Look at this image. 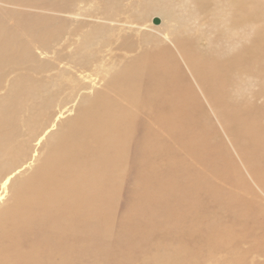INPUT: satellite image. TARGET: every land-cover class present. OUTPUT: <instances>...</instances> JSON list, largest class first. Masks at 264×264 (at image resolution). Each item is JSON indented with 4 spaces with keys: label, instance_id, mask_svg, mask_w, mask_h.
Wrapping results in <instances>:
<instances>
[{
    "label": "rangeland",
    "instance_id": "1",
    "mask_svg": "<svg viewBox=\"0 0 264 264\" xmlns=\"http://www.w3.org/2000/svg\"><path fill=\"white\" fill-rule=\"evenodd\" d=\"M196 1L0 0V184L11 176L14 181L9 183V189L0 193L4 201L0 202V212L7 202L8 205L13 202L15 190L35 167L43 165L44 159L53 152L50 146L55 143V136L64 132L76 118H80L81 123L86 121V100L94 105L105 96L106 99L118 96L119 87L110 83L114 75L121 77L118 71L131 69L134 73L137 70L145 77V71L140 70L146 63L143 53L153 51L156 46L170 47L169 39L175 35L183 41L187 51L202 59L212 60L219 53L218 58L223 57V63L229 66L230 56H241L238 65L229 66L232 82H228V88L225 84L227 91L223 93L227 92L228 100L214 109L210 100H206L209 97L205 94L204 98L203 91L200 94L191 81L183 67L187 62L170 49L185 75L184 81L189 82L196 101L201 103L202 111L189 108L191 111L184 113L186 136L181 141L169 142V153L152 160L150 167L159 171L167 162L183 164L209 176L207 180L215 186L211 191L216 192L217 198L214 202L198 201L194 213L202 226L187 228L188 237L194 234L193 240L199 241V245L184 247L185 252H180L181 243L189 241L182 239L183 234L170 220L165 222L158 218L152 229L145 224L144 232L149 228L146 233L137 227L147 217L133 210L132 206L137 207L134 202L128 203L136 157L135 140L146 123L141 124L143 119L155 121L154 127L160 129L161 116H157L159 120L155 119V114L154 120L151 116L146 118L148 111H142L143 97L136 101L138 110L133 107L131 110L125 101L129 99L130 103L136 93L130 91L124 95L127 96L125 101L122 98V108L112 109L131 118L127 122L131 133L124 142L125 151L119 157L109 154L117 165L112 173L115 177L100 195L88 193L86 209L91 211L86 217L89 220L95 214L96 223H74L71 232L84 229L85 225L86 231L92 233L90 244L95 240L100 244L112 243L118 229L130 224L129 233L138 246L131 247L134 253L130 256L125 251V255L117 258L115 250L124 249L121 243L109 250L104 246V254H97L88 252V242L84 241L87 256L77 264H264V0H202L204 7L199 2L197 7ZM155 18L160 21L158 25L153 24ZM133 64L140 66L139 70ZM236 66L242 71L237 72ZM169 129L164 128L167 132ZM195 137H203L204 150L209 146L211 151L199 156L198 149L196 158L192 149L189 150L196 140L188 142ZM141 160L137 163L140 164L138 172L146 176L148 172L144 171ZM89 161H96V156ZM228 170L231 177H227ZM223 172L225 176L220 174ZM64 176L58 174L57 178ZM148 178L152 179L155 191L149 201L157 203L162 213L172 215V203L164 200L167 183L152 175ZM63 180L70 182L69 178ZM75 184L77 186L78 181ZM69 192L72 191L60 194L65 197ZM82 193L77 190L76 197L79 199ZM96 197L93 206L91 203ZM74 199L72 194L71 201ZM242 214L244 220L240 219ZM108 220L109 224L101 223ZM181 223H190L188 213ZM100 233L102 238L98 237ZM83 243L77 246L79 251L85 252ZM58 257L53 263L64 264Z\"/></svg>",
    "mask_w": 264,
    "mask_h": 264
},
{
    "label": "bare ground",
    "instance_id": "2",
    "mask_svg": "<svg viewBox=\"0 0 264 264\" xmlns=\"http://www.w3.org/2000/svg\"><path fill=\"white\" fill-rule=\"evenodd\" d=\"M198 2L204 7L205 3L202 2V0L196 1L195 5L197 7ZM182 38H184V36ZM169 44L170 47L169 45L156 46L153 51L150 50V52L142 54L145 56L144 59L146 63L144 65L145 68L142 65V69L140 70H143V72L145 71V77L141 76L142 74L144 75V73L137 70L134 73L133 71L132 73L130 72L131 69L129 72L126 70L118 71L119 74H122L120 75L121 77H116L118 75H114L111 79L112 82H110L113 86L119 87L120 91L118 92V96L113 95L109 97V99H106L105 96L104 99L95 101L94 105L91 104L89 100H86L85 108L88 110L84 113L86 121H82L81 123L80 118H76V121L72 124L70 123L69 127H67L64 132L55 136V143L51 146L49 145L51 149L53 148V152L46 157L47 159H44L43 165H39L38 168L35 167L33 173H31L21 187L15 190L12 196V199L14 198L13 202L9 205V202H7L5 208L1 207L3 210L1 209L0 212V264H54L52 260L55 259L56 256H59L58 258L62 259L64 264H77L81 258L83 260L85 259L83 256H87V253L84 248V243L91 239L90 236L92 233L86 231L88 229L85 225V230L82 227L78 231L71 232V230L74 229V223H96L97 218L95 214H92V219L88 220L86 217V215L90 216L91 211L89 208L86 209L89 203V198H87L88 193L94 194L98 192L100 195L102 191H105L106 188L110 186L109 184H111L115 177L112 173L117 165L115 162H112L109 154H112V157H119L123 154V151H125L124 145L127 141L126 137L131 133L129 132L130 129L127 122L128 120L130 121L131 118L125 116L122 112H113L112 109L115 107L122 108L121 103L124 97H127L124 95H127L126 93L130 91L136 94H134V97H132L133 100L130 103L128 102L129 99H124V101L126 100V105H129L128 107H133L134 110L135 108L138 110L136 107L138 104L137 100L143 97L145 101L143 99L144 102H142V104L145 103L143 104L145 109L142 108V111L146 110V113L148 111L146 118L151 116L153 119V114H155V119L158 115L161 116L160 122H158L161 125L158 124L160 129L154 127V124L156 125L155 121H143V119L141 124H144V122L146 123L142 126V129H139V135L135 140L136 157L133 162V176L130 180L128 194L131 198L128 199V203L134 202L137 207L132 206L133 210L140 211L148 219V221L146 219L144 223L137 222V227L144 232L145 224L149 225V228L152 229L158 218L165 222L170 220L172 224H176L177 229L183 234L182 239L189 241L181 243L180 252H185L186 249L184 247L189 249L188 246L194 247L199 245V241L195 242L196 240H193L192 236L194 234H191L190 238L188 237L189 232L187 228L199 229L202 226L197 222L198 216L194 213V208L195 210L198 208L196 203L203 200L214 202L217 198L216 192H212L215 186L212 184V181L207 180L209 176L203 171L185 167L183 164L182 166H178L167 162L164 163L163 168L159 171L150 167V162L152 160L161 158L169 153V142H173L174 140L181 141L183 137L186 136V133L184 134L185 128H183L184 113L188 111L189 108L194 111H202V107H199L201 103L196 101L194 97L195 93L189 82L184 81L185 75L180 65L175 62L172 52L175 51L182 61L187 62L183 67H186L185 70L187 69L186 72L190 76L191 81H193L200 94L201 91H203L201 95L204 96L206 94V96L209 97L208 99L204 96L206 100H210V106L214 109L220 108L223 100L224 102L228 100V96H226L227 92L226 95L223 93H225V90L227 91L225 84L227 83L228 88L230 85L228 82H232L230 79L232 67L229 66L238 65L241 62L239 59L241 56L239 55V58L230 56L232 60L229 66H227L222 61L223 57L220 59L218 58L219 53H217L218 55L215 56L214 59L210 57L212 60L202 59L197 55L194 56V52L191 53L187 51L188 48L184 45L183 41L175 35L174 37H170ZM170 49H173V51L171 52ZM243 56L245 58L244 53ZM138 61L136 60V62ZM139 64L138 62L137 65ZM133 67L135 68L136 66L133 64ZM138 67L140 66L136 68L138 69ZM129 68H131V66ZM234 68H236L237 72L242 71L238 66ZM141 77H144V79H142L143 81ZM85 108H83V112ZM133 108L131 110H133ZM94 109L97 110L95 111ZM223 109L226 111L224 107ZM142 113L144 114L145 111ZM166 114L169 116L165 118L164 115ZM157 120H159V117ZM124 122L126 124H123ZM187 124L189 125L190 123ZM192 124H194V122ZM170 125L171 128L169 129ZM186 127L188 126L186 125ZM164 128L169 129V133L164 130ZM248 133L251 137H254L252 132ZM244 135H247L246 131ZM203 137L191 138L188 141L193 142L196 140L192 144V148H189V150L192 149V154L196 158L204 155L210 150L209 146L206 148V151L204 150L206 143H204L205 139H203ZM54 138L52 141H54ZM185 144L189 145L187 143ZM211 148L213 147L211 146ZM198 149L200 150L199 156L195 152ZM212 153H215V151ZM94 156H96V161H89V158ZM140 160L142 161L140 163L145 165L144 171H147L148 175H152V178L156 177L167 183L168 192L164 200L172 203L174 208V213L172 215L167 216L162 213L157 203L149 201V199L155 195V191L152 189L153 181L152 179L149 180L150 178H148V175L139 174L138 166L140 164L137 165V163H139ZM209 169H211V167H209ZM58 174L65 176L58 179ZM220 174L225 176L226 172ZM227 175V177H231V171H229ZM65 178H69L70 182H65L66 180H63ZM12 179V176L7 177L1 182L0 193L9 189V183L14 182ZM76 181H78L77 186H75ZM77 190L83 192V195L79 199L76 197ZM68 191L72 192H69L65 197L61 195ZM72 194L75 197L73 201H71ZM2 198L0 194V202L3 201ZM96 200L97 197L92 200L91 205L94 206ZM244 201L247 202L246 200ZM228 205L229 204H227V206ZM185 213L189 214L190 223H181ZM240 219H245L243 214ZM101 223L109 224L110 221L108 220ZM129 225L130 224L124 225L118 229L119 232L112 243L105 242L100 244L96 240L92 244L88 242V244H86V246L89 247V249H87L88 252L96 251L98 252L97 254H99V252L104 254L103 252L106 250L103 249L104 246H108L107 250H109L112 249L109 247H118L121 243L125 250H115L116 257L118 258L121 255H125V251L126 254L130 256V253H134L131 247L138 245L136 244L137 240L134 237L132 238V235L129 233L131 229ZM227 226L229 227V225ZM148 229H145L144 233L148 232ZM85 231L86 234L84 235ZM142 231L141 234L143 236L144 233H142ZM133 234L135 236L134 231ZM98 237H101V233ZM214 239L216 240L217 238L215 237ZM78 243H83V248H81L84 249L85 252L78 250L80 248L77 246ZM140 247L143 248V245H140ZM165 254L166 253H164V256ZM103 256L105 257V255ZM116 257L114 258L116 259ZM121 259L123 258L121 257ZM60 264H62V262Z\"/></svg>",
    "mask_w": 264,
    "mask_h": 264
},
{
    "label": "water",
    "instance_id": "3",
    "mask_svg": "<svg viewBox=\"0 0 264 264\" xmlns=\"http://www.w3.org/2000/svg\"><path fill=\"white\" fill-rule=\"evenodd\" d=\"M159 22H160V21H159V19H157V18H155V19L153 20V24H154V25H158Z\"/></svg>",
    "mask_w": 264,
    "mask_h": 264
}]
</instances>
